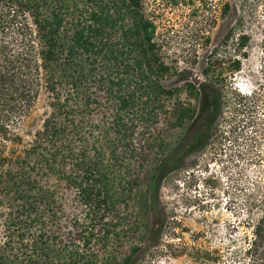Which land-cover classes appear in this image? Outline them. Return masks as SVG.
Segmentation results:
<instances>
[{
  "label": "trees",
  "instance_id": "obj_1",
  "mask_svg": "<svg viewBox=\"0 0 264 264\" xmlns=\"http://www.w3.org/2000/svg\"><path fill=\"white\" fill-rule=\"evenodd\" d=\"M156 34L144 0H0V264H130L138 248L118 255L138 239V191L157 201L162 179L206 142L217 117L226 122L228 107L232 134L264 162V79L245 94L230 82V103L200 86L209 100L200 114L197 87L164 85L177 68ZM222 42L233 54L214 50L205 76L232 78L248 58L247 32L231 28ZM260 45L264 75V28ZM41 94L42 123L23 132ZM186 122L196 130L166 154ZM249 208L257 216L238 264H264V193Z\"/></svg>",
  "mask_w": 264,
  "mask_h": 264
},
{
  "label": "rangeland",
  "instance_id": "obj_2",
  "mask_svg": "<svg viewBox=\"0 0 264 264\" xmlns=\"http://www.w3.org/2000/svg\"><path fill=\"white\" fill-rule=\"evenodd\" d=\"M225 4L229 7L223 14ZM144 9L155 21L163 55L177 68L176 75L164 80V85L170 89L184 88L186 83L197 87L200 114L209 102L200 86L216 87L230 103V82L243 94L262 83L260 39L264 14L259 0H183L176 5L170 0H144ZM231 28L245 31L250 37L242 70L232 78L219 75V69L205 76L214 50L217 55L233 54L234 43L222 42ZM182 99L186 100V93ZM190 100L198 105L194 98ZM228 108L224 109L226 122L217 117V125L208 133L206 142L183 156L179 166L162 179L157 201L150 205L147 189L140 188L134 202L138 239L125 244L119 260L135 246L138 251L130 264L240 262L243 237L257 216V211L249 208L250 203L264 193V162L254 160L255 153L249 149L246 136L236 139V132L232 134L234 124L228 122ZM46 112V99L41 94L22 123L23 132L38 129ZM195 130V124L186 122L173 132L164 152L181 146ZM250 130L244 129L248 135ZM221 131L225 132L222 136ZM259 137L256 150L262 154L264 137ZM156 158L157 164L161 157ZM207 252L213 261H207Z\"/></svg>",
  "mask_w": 264,
  "mask_h": 264
}]
</instances>
